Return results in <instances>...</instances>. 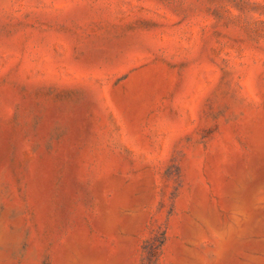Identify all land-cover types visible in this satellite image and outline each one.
<instances>
[{"label":"rangeland","instance_id":"374dc122","mask_svg":"<svg viewBox=\"0 0 264 264\" xmlns=\"http://www.w3.org/2000/svg\"><path fill=\"white\" fill-rule=\"evenodd\" d=\"M0 264H264V0H0Z\"/></svg>","mask_w":264,"mask_h":264}]
</instances>
